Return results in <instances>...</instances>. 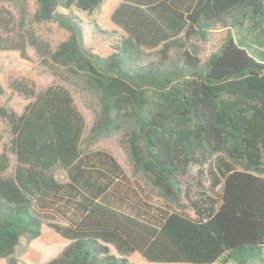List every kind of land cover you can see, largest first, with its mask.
Listing matches in <instances>:
<instances>
[{
	"label": "trees",
	"instance_id": "trees-1",
	"mask_svg": "<svg viewBox=\"0 0 264 264\" xmlns=\"http://www.w3.org/2000/svg\"><path fill=\"white\" fill-rule=\"evenodd\" d=\"M27 1L0 0L18 7L21 32L0 36V49L33 47L58 82L12 79L31 102L20 114L0 105L11 137L0 147V258L20 264L18 249L48 224L70 243L42 264H133L135 252L152 263L263 260L264 0H122L116 38L94 17L105 0H33L32 14ZM43 22L68 37L53 48L34 27ZM219 25L246 35L230 32L203 60L194 40ZM88 28L112 39L110 54L86 46ZM73 91L94 113L90 128ZM113 137L139 191L177 210L130 202L121 164L94 149ZM206 165L197 188L186 184Z\"/></svg>",
	"mask_w": 264,
	"mask_h": 264
},
{
	"label": "rangeland",
	"instance_id": "rangeland-1",
	"mask_svg": "<svg viewBox=\"0 0 264 264\" xmlns=\"http://www.w3.org/2000/svg\"><path fill=\"white\" fill-rule=\"evenodd\" d=\"M121 2L122 0H105L102 6L96 10L94 14L98 24L105 30L113 33V38L120 35V33H116L120 32V30L112 25L111 16L115 8ZM27 8L29 14L34 12L35 5L33 0L27 1ZM19 20L20 11L18 7L15 4L4 3L0 8V36L10 38L9 40L11 41L20 38L21 32L19 28ZM34 27L38 35L51 42L53 48H56L60 42L68 37V32L53 22L34 23ZM230 32L234 36L246 35V33L242 32L239 27L231 25L230 28L219 25L211 33L209 41L194 40V43L199 48L202 59L206 60L213 52L218 50ZM85 42L88 48H92L95 52L102 55H108L113 51L111 48L112 39H104L103 36L96 33L92 28H88L86 30ZM1 44H4V42ZM15 78L29 79L35 84L37 90H42L58 82L52 73L41 64L40 58L33 47H27V57H23L21 51L18 49H0V80L7 90L6 94H0V105L6 106L19 114L24 111L26 105L29 104L31 100L20 96L11 90L9 83ZM73 93L79 109L86 118L87 127L90 128L94 121V113L88 107L85 98L74 91ZM10 138L7 125L0 121V147L1 144L7 142ZM94 149L105 150L111 153L121 164L127 178L121 180L119 187L121 188L123 194L128 193L129 199H131L130 202L140 204L143 208L146 207L144 202H147L149 205H152V208L150 209L157 213H162V211L165 210H177L176 208L172 209L166 205L161 198L149 192L146 193L148 197H145V195L139 191L135 185L134 177L132 176V169L128 154L124 148L119 145L117 137L102 140L94 147ZM10 161L12 170V168L16 165L14 155L10 156ZM207 168L208 165L204 167L193 166L190 176L185 179L186 184L196 187L198 180L201 179L200 171L207 170ZM55 175L61 181L67 180V173L63 169L58 170ZM203 184L204 186H208L209 181L207 178L203 179ZM184 213L192 217H196V213L191 208H187ZM69 243V240L58 234L55 230L49 227L48 224H45L42 229V234L37 239L32 241L30 245H22L18 249L16 257L20 260V264L46 263L56 257ZM129 259L133 264H192L152 263L143 258L138 252L133 253ZM6 262V259L0 258V264H6ZM214 264L236 263L234 261H227L223 258ZM250 264H264V256L263 260L251 261Z\"/></svg>",
	"mask_w": 264,
	"mask_h": 264
},
{
	"label": "crops",
	"instance_id": "crops-1",
	"mask_svg": "<svg viewBox=\"0 0 264 264\" xmlns=\"http://www.w3.org/2000/svg\"><path fill=\"white\" fill-rule=\"evenodd\" d=\"M113 23V22H112ZM114 27L118 28L114 23L112 24ZM119 29V28H118Z\"/></svg>",
	"mask_w": 264,
	"mask_h": 264
}]
</instances>
